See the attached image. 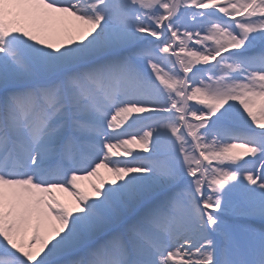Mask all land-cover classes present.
<instances>
[{
  "label": "snow or ice",
  "instance_id": "6c2138e0",
  "mask_svg": "<svg viewBox=\"0 0 264 264\" xmlns=\"http://www.w3.org/2000/svg\"><path fill=\"white\" fill-rule=\"evenodd\" d=\"M0 264H264V0H0Z\"/></svg>",
  "mask_w": 264,
  "mask_h": 264
},
{
  "label": "rangeland",
  "instance_id": "374dc122",
  "mask_svg": "<svg viewBox=\"0 0 264 264\" xmlns=\"http://www.w3.org/2000/svg\"><path fill=\"white\" fill-rule=\"evenodd\" d=\"M85 183H87V182H85Z\"/></svg>",
  "mask_w": 264,
  "mask_h": 264
}]
</instances>
